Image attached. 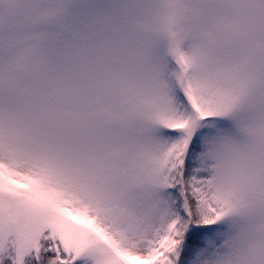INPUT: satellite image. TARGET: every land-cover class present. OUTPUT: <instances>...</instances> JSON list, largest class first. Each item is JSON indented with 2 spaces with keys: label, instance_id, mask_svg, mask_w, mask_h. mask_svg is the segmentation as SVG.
<instances>
[{
  "label": "snow or ice",
  "instance_id": "obj_1",
  "mask_svg": "<svg viewBox=\"0 0 264 264\" xmlns=\"http://www.w3.org/2000/svg\"><path fill=\"white\" fill-rule=\"evenodd\" d=\"M0 264H264V0H0Z\"/></svg>",
  "mask_w": 264,
  "mask_h": 264
}]
</instances>
